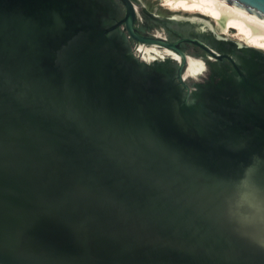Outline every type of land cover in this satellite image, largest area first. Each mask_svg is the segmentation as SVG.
<instances>
[{
  "label": "water",
  "instance_id": "1",
  "mask_svg": "<svg viewBox=\"0 0 264 264\" xmlns=\"http://www.w3.org/2000/svg\"><path fill=\"white\" fill-rule=\"evenodd\" d=\"M145 6L227 37L154 0H0V264H264V50L170 42Z\"/></svg>",
  "mask_w": 264,
  "mask_h": 264
},
{
  "label": "flooded vegetation",
  "instance_id": "2",
  "mask_svg": "<svg viewBox=\"0 0 264 264\" xmlns=\"http://www.w3.org/2000/svg\"><path fill=\"white\" fill-rule=\"evenodd\" d=\"M176 15L174 14H160L158 12H153L152 9H149L145 6V10H143V23L148 26H155L159 29L163 28L165 31V38L173 42L174 40L189 36L193 37L196 36L203 40L204 42L208 43L211 46H215L219 49H223L225 47L234 48L229 42L232 41L230 38L222 35L224 39H217L215 35L212 33L211 29L208 26V23H205L204 20L198 19L195 17L194 21L188 20H181L179 18H175ZM180 16V15H177ZM183 18H190L188 16H180ZM161 18L165 20H161ZM192 18V17H191ZM206 28L207 32L202 33V30ZM183 46L186 48L187 51L193 54H202L201 48L196 46L193 43L185 42ZM170 65H175L174 60H170L168 62ZM229 69L224 67V64L218 61H208V67L206 69V75L204 76L203 80L197 82V84L202 85H217L220 86L221 80L225 78V73L228 72ZM236 77V76H235ZM203 82V83H202Z\"/></svg>",
  "mask_w": 264,
  "mask_h": 264
},
{
  "label": "bare ground",
  "instance_id": "3",
  "mask_svg": "<svg viewBox=\"0 0 264 264\" xmlns=\"http://www.w3.org/2000/svg\"><path fill=\"white\" fill-rule=\"evenodd\" d=\"M172 9L197 11L226 21L224 32L236 31L246 45L264 49V20L253 16L223 0H162Z\"/></svg>",
  "mask_w": 264,
  "mask_h": 264
},
{
  "label": "rangeland",
  "instance_id": "4",
  "mask_svg": "<svg viewBox=\"0 0 264 264\" xmlns=\"http://www.w3.org/2000/svg\"><path fill=\"white\" fill-rule=\"evenodd\" d=\"M154 1H156L157 3H159L163 8H165V9H168V10H171V11H175L176 9H172V8H170L169 7V5H167L166 3H165V1H162V0H154ZM177 10H182V9H177ZM182 11H185V10H182ZM185 12H187V13H199V12H197V11H194V10H191V11H185ZM201 14V13H200ZM226 35H227V37L228 38H230V39H232V40H240L239 39V37L237 36V34H236V31H228V32H224ZM261 50H264V49H261Z\"/></svg>",
  "mask_w": 264,
  "mask_h": 264
}]
</instances>
